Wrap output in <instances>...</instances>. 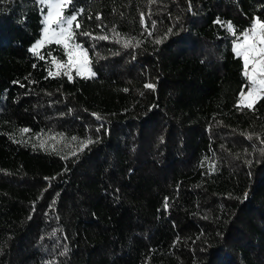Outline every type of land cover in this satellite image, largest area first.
<instances>
[{"label": "trees", "instance_id": "obj_1", "mask_svg": "<svg viewBox=\"0 0 264 264\" xmlns=\"http://www.w3.org/2000/svg\"><path fill=\"white\" fill-rule=\"evenodd\" d=\"M73 6L91 78L49 76L65 55L29 51L43 7L0 0V264H264V99L237 107L243 62L215 23L239 34L264 0Z\"/></svg>", "mask_w": 264, "mask_h": 264}, {"label": "snow or ice", "instance_id": "obj_2", "mask_svg": "<svg viewBox=\"0 0 264 264\" xmlns=\"http://www.w3.org/2000/svg\"><path fill=\"white\" fill-rule=\"evenodd\" d=\"M37 2L43 5L47 11L42 20V36L32 45L29 51L43 60L45 56L40 54V50L45 45H59L63 48L64 55L67 59L60 60L56 57H52L51 64L55 67L56 71L53 72L49 70V76H58L61 74L60 70L64 69L65 71L63 74L67 76L69 80H72V70L75 69L76 76L84 78L93 77L95 73H93L90 68L91 61L88 50L85 49L82 44L77 43L75 39L77 35L91 36V33L77 31L81 27L78 22V15L83 12V9H76L73 6L74 0H37ZM41 10L43 11V9ZM143 16L144 14L142 13V23L144 22ZM96 19H101V17L97 15ZM215 23L225 27L228 32L235 37L233 41V52L236 57L242 60L243 75L247 80V91L242 90L240 92L237 107L251 109L256 100L264 99V20L259 17L253 18L250 27L246 30H241L239 34H237V29L231 22H222L217 19ZM154 26L153 23V27ZM169 32H171V29H169ZM149 35H151L150 32ZM96 39H108V37L100 36L96 37ZM155 42L160 43L161 41L156 40ZM130 44L131 41H126L124 46L128 47ZM14 83L19 82L14 81ZM20 86L24 87L23 84ZM145 87L154 89L155 86L152 84H145ZM125 91H127V89H125ZM96 118L101 119L99 116ZM22 131L27 132L28 129H23ZM97 131H99V129H97ZM248 138L251 139L250 136ZM76 139V137H72L73 141ZM89 143H92L91 139L80 142L79 150L82 151ZM71 154L75 156L76 151H73ZM64 158L67 159V156ZM246 197L247 193H245V198ZM164 207L165 209L168 208L167 200H165ZM65 251H67V249H65Z\"/></svg>", "mask_w": 264, "mask_h": 264}, {"label": "rangeland", "instance_id": "obj_3", "mask_svg": "<svg viewBox=\"0 0 264 264\" xmlns=\"http://www.w3.org/2000/svg\"><path fill=\"white\" fill-rule=\"evenodd\" d=\"M41 6L44 9V11L42 12V20H43L47 9L44 8L43 5H41ZM42 29H43V27H42ZM41 36H42V30H41V35H40L39 39L41 38ZM66 59H67V57L65 56L64 60H66ZM52 71L53 72L56 71V69L53 65H52ZM60 71L63 73L65 70L61 69ZM75 71L76 70L73 69L72 74H75ZM91 71H92V69H91ZM245 91H247V89H245ZM53 137H54V139H53ZM34 142L42 148L58 151L61 153L72 152L74 149L79 147V144H80V142H78L77 140L73 141L71 138H67L63 135H54V134H52V135H49V134L48 135H39L38 137L35 138ZM41 145H43V146H41Z\"/></svg>", "mask_w": 264, "mask_h": 264}, {"label": "built area", "instance_id": "obj_4", "mask_svg": "<svg viewBox=\"0 0 264 264\" xmlns=\"http://www.w3.org/2000/svg\"><path fill=\"white\" fill-rule=\"evenodd\" d=\"M246 89V88H245ZM245 91V90H244Z\"/></svg>", "mask_w": 264, "mask_h": 264}, {"label": "crops", "instance_id": "obj_5", "mask_svg": "<svg viewBox=\"0 0 264 264\" xmlns=\"http://www.w3.org/2000/svg\"><path fill=\"white\" fill-rule=\"evenodd\" d=\"M247 89V88H246Z\"/></svg>", "mask_w": 264, "mask_h": 264}]
</instances>
